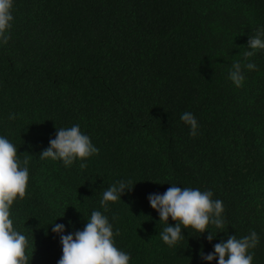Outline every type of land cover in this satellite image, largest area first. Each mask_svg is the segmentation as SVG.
I'll return each instance as SVG.
<instances>
[{"label": "trees", "instance_id": "16d2710c", "mask_svg": "<svg viewBox=\"0 0 264 264\" xmlns=\"http://www.w3.org/2000/svg\"><path fill=\"white\" fill-rule=\"evenodd\" d=\"M12 13L0 46V135L29 162L26 196L10 211L31 264L62 255L50 224L82 230L94 210L119 231L130 264H207L201 251L251 231L253 264H264V50L244 59L264 0H14ZM237 61L256 64L239 88L228 78ZM184 112L198 120L195 137ZM74 124L99 154L84 169L41 160L57 128ZM120 180L133 189L105 212L103 192ZM169 183L211 190L225 219L211 230L224 232L209 243L189 228L166 245L147 197Z\"/></svg>", "mask_w": 264, "mask_h": 264}, {"label": "clouds", "instance_id": "9594fccd", "mask_svg": "<svg viewBox=\"0 0 264 264\" xmlns=\"http://www.w3.org/2000/svg\"><path fill=\"white\" fill-rule=\"evenodd\" d=\"M14 0H0V46L6 45L11 39V28L14 16L12 13ZM244 59L253 57L257 51L264 50V25L258 27L256 34L249 37ZM244 69L255 70V63L237 61L233 63L228 78L236 87H242L245 81ZM180 120L189 126L190 135L198 133L199 123L192 112H184ZM90 136L81 131L79 124L68 128H57L55 138L49 140V146L39 154L41 160L62 161L65 167H71L77 161L80 168L87 167V159L99 154ZM28 160L23 165L17 157V149L10 140L0 135V264H31L26 250L29 241L25 234L14 227L10 209L14 202L23 200L29 184ZM131 181L120 180L110 185L103 192L100 201L106 212L109 202L122 200V196L133 189ZM164 193H150L147 197L152 209L156 210L159 220L166 224L160 233L162 241L169 247H175L184 238V230L191 228L199 236L208 233L206 239L211 243L216 236L224 231L213 233L212 228L223 230L225 219L224 205L220 199H213L211 190L201 191L199 188L179 187L169 183ZM62 217V216H61ZM169 218L175 222L169 223ZM58 219V218H57ZM50 224L51 232L58 238L62 246V255L57 264H130V254L120 250L116 244L113 224L107 215L99 210L91 212L82 230L68 232L63 223ZM71 223V222H70ZM260 237L255 231L237 238L229 234L213 244V251L200 256L207 264H253L255 249Z\"/></svg>", "mask_w": 264, "mask_h": 264}]
</instances>
